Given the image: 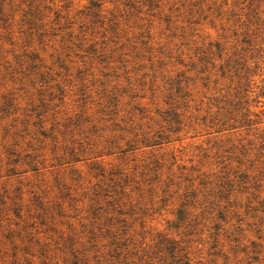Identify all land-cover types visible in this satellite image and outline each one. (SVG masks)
Wrapping results in <instances>:
<instances>
[{"label": "rangeland", "instance_id": "1", "mask_svg": "<svg viewBox=\"0 0 264 264\" xmlns=\"http://www.w3.org/2000/svg\"><path fill=\"white\" fill-rule=\"evenodd\" d=\"M180 248L264 264V0H0V264Z\"/></svg>", "mask_w": 264, "mask_h": 264}, {"label": "trees", "instance_id": "2", "mask_svg": "<svg viewBox=\"0 0 264 264\" xmlns=\"http://www.w3.org/2000/svg\"><path fill=\"white\" fill-rule=\"evenodd\" d=\"M176 249V247L175 246H172V249H171V251L173 252V250H175ZM178 251L181 253L180 255H179V259H178V262H179V264H189V259H188V256H187V253L186 252H184V249H178Z\"/></svg>", "mask_w": 264, "mask_h": 264}]
</instances>
